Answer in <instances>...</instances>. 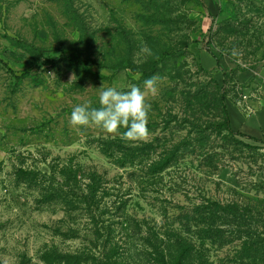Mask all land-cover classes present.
<instances>
[{
    "label": "rangeland",
    "instance_id": "374dc122",
    "mask_svg": "<svg viewBox=\"0 0 264 264\" xmlns=\"http://www.w3.org/2000/svg\"><path fill=\"white\" fill-rule=\"evenodd\" d=\"M152 76L146 139L69 124ZM221 96L264 105V0H0V264H264V144Z\"/></svg>",
    "mask_w": 264,
    "mask_h": 264
},
{
    "label": "clouds",
    "instance_id": "9594fccd",
    "mask_svg": "<svg viewBox=\"0 0 264 264\" xmlns=\"http://www.w3.org/2000/svg\"><path fill=\"white\" fill-rule=\"evenodd\" d=\"M161 77L152 76L143 81V86L131 85L128 90L115 86L99 87V107H92L91 101L73 107L69 124L73 127L96 126L105 134L120 136L134 142L146 139L152 104L149 95L159 94ZM124 129L123 132L120 129Z\"/></svg>",
    "mask_w": 264,
    "mask_h": 264
},
{
    "label": "trees",
    "instance_id": "16d2710c",
    "mask_svg": "<svg viewBox=\"0 0 264 264\" xmlns=\"http://www.w3.org/2000/svg\"><path fill=\"white\" fill-rule=\"evenodd\" d=\"M78 65H81V66H84V67H88L90 65H93L92 63L88 62V61H76L74 62ZM43 66L42 67H52L53 66V63L52 62H49V61H46L42 64ZM98 67V66H97ZM99 69H102L103 67L99 66L98 67ZM34 72H26V73H23L21 75L18 76V78H24L26 76H29L30 74H32ZM144 76H147V74H144ZM223 77L226 78V73L223 72ZM226 81V79L224 80ZM223 99H222V96H221V100H220V106H221V114H222V123L219 124V127L224 129L225 131H227L229 134H233V135H237L243 139H246L248 141H252V142H255V143H261V144H264V141H260V140H255L253 138H250L248 136H245V135H242V134H239V133H233V131L231 130L230 128V125H229V118H228V114L226 112V108L225 106L223 105ZM128 159H130V157H127L126 155L123 156L122 160L119 163V167L120 168H124L126 166V163L127 162H130L128 161ZM169 162H165V161H162V163H158L156 164L155 166H157L154 170V173H161L163 172L164 170L167 169V167L169 166ZM188 246H184L182 244H178L176 246V250L175 252H173L172 256H169V258H171V260H173V264H180L182 262V260H184V258L188 255ZM154 255H155V258L158 262V264H167L166 262V255L163 251L161 252H158L157 250L154 251Z\"/></svg>",
    "mask_w": 264,
    "mask_h": 264
},
{
    "label": "crops",
    "instance_id": "0c3cea01",
    "mask_svg": "<svg viewBox=\"0 0 264 264\" xmlns=\"http://www.w3.org/2000/svg\"><path fill=\"white\" fill-rule=\"evenodd\" d=\"M228 118L232 131L264 141V105L249 111L231 105Z\"/></svg>",
    "mask_w": 264,
    "mask_h": 264
}]
</instances>
